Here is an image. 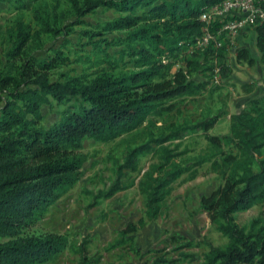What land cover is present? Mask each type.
I'll return each instance as SVG.
<instances>
[{"label": "trees", "instance_id": "trees-1", "mask_svg": "<svg viewBox=\"0 0 264 264\" xmlns=\"http://www.w3.org/2000/svg\"><path fill=\"white\" fill-rule=\"evenodd\" d=\"M219 1L69 0L78 18L99 7L118 13L82 31L96 53L95 61L107 67L64 80H50L47 71L54 64L35 58L18 66L20 77L0 70V93L6 96L0 107V264H45L66 249L65 236L34 234L28 229L78 179L85 157L77 150L84 139L107 143L144 122L152 125L150 117L170 109L171 105H165L168 100L202 92L207 81H196L195 73L228 76L227 46L216 48L212 41L205 47L197 45L203 34L199 16ZM15 2L25 8L24 0ZM35 19L41 32L58 31L47 13L35 11ZM114 31L118 35L108 39L106 34ZM29 34L30 25L17 20L12 33L15 46L8 53L25 45ZM255 34V46L264 63V23L255 26ZM110 47L116 48L114 55L107 51ZM237 55L240 58L248 52L240 49ZM53 101L63 109L57 119L44 124L42 108ZM211 122L170 125L168 134L149 133V141L127 148L117 165V181L96 197H110L132 186L133 180L120 182L122 171H136L141 155L153 149L159 161L138 181L144 214L137 225L130 223L119 231V244L126 233L159 217L172 183L189 170L164 143L179 139L186 129L206 132ZM205 138L214 158L211 167L220 174L221 184L201 196L200 208L227 242L210 245L201 264H264V212L247 225H239L234 218L236 213L264 203V96L249 100L245 108L231 115L228 133L206 134ZM79 254V264H91L84 245L79 246Z\"/></svg>", "mask_w": 264, "mask_h": 264}, {"label": "rangeland", "instance_id": "rangeland-1", "mask_svg": "<svg viewBox=\"0 0 264 264\" xmlns=\"http://www.w3.org/2000/svg\"><path fill=\"white\" fill-rule=\"evenodd\" d=\"M25 8L15 2H0V70L2 73L20 77L18 66L32 58L50 61L54 67L47 71L50 80H64L81 73L91 74L106 64L97 63L83 30L94 24H103L118 13L112 9L96 8L82 18L75 16L69 0H24ZM35 11L47 13L51 26L57 32H41L35 19ZM21 19L30 25V34L25 45L17 51L8 52L15 46L12 36L15 23ZM95 29V28H94ZM108 39L118 32L106 34ZM255 26L246 27L234 38L224 37L222 44L228 48L226 63L230 73L215 80L202 73L193 79L207 81L197 95L168 100L170 109L152 116V125H143L116 139L99 142L84 139L77 153L85 157L78 172V179L49 208L34 226L28 229L34 234H59L68 240V246L58 258L45 264H79V246L86 248L91 264H201L209 246H223L227 238L217 231L208 213L200 208V198L208 195L221 184V176L211 167L210 145L205 135H224L229 131L230 117L246 107L251 99L264 96V63L255 46ZM116 48H108L113 54ZM245 49L247 56L239 58L237 52ZM114 55V54H113ZM31 57V58H30ZM120 66H123L122 64ZM130 65L127 66V69ZM33 70L42 71L40 68ZM174 70V69H173ZM5 94L0 93V107ZM63 106L55 101L44 106V124L59 116ZM212 121L204 132L186 129L177 140L167 141L175 160L188 171L172 183L170 194L165 199L161 214L156 220L147 221L142 227L126 233L125 241L119 231L137 221L144 214V199L138 181L143 172L159 161L152 149L139 157L136 171L122 172L120 182L132 186L114 193L110 197H96L106 191L118 179V164L127 148L149 141V133L168 134L170 125H196ZM225 150L228 147L224 148ZM204 162L195 164L196 161ZM264 212V203L256 204L246 211L234 215L239 225Z\"/></svg>", "mask_w": 264, "mask_h": 264}, {"label": "built area", "instance_id": "built-area-1", "mask_svg": "<svg viewBox=\"0 0 264 264\" xmlns=\"http://www.w3.org/2000/svg\"><path fill=\"white\" fill-rule=\"evenodd\" d=\"M199 19L203 22V34L197 45L205 47L212 41L219 48L223 36L234 38L246 27L264 23V0H221L207 7Z\"/></svg>", "mask_w": 264, "mask_h": 264}]
</instances>
